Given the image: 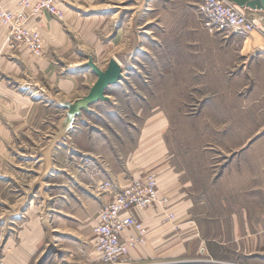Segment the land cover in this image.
Listing matches in <instances>:
<instances>
[{"label":"rangeland","instance_id":"1","mask_svg":"<svg viewBox=\"0 0 264 264\" xmlns=\"http://www.w3.org/2000/svg\"><path fill=\"white\" fill-rule=\"evenodd\" d=\"M200 3L201 0H79L64 18L52 15L62 23L66 37L62 50L52 46L56 65L63 75L78 74L83 87L74 106L70 99L57 97L55 89L41 92L42 99L38 101L44 105L37 108L39 113L29 123L26 135H21L22 145L16 142L8 151L4 148L0 152L1 257L7 256L9 243L17 240L23 222L21 214L30 208L45 216L50 229L48 242L33 264H101L96 260L95 248L93 254L91 250L90 255L81 256L85 249H76L63 239L66 231L56 226L76 231L77 221L70 217L83 200L84 208L87 201L101 208L97 184L104 177L113 181L117 170L126 168L125 161L133 157L131 153L139 144L144 120L156 112L164 119L159 123L160 132L166 130L161 138L183 166L200 167L202 171L206 165L214 168L212 179L217 160L224 164L231 160V155L224 159L216 156V149L223 136H231L235 125L227 121L229 113L238 103L241 107L248 102V91L239 96L238 92L226 90L233 73L219 77L221 83L216 87L223 91L201 84L205 77L187 76L193 57L190 39L221 36L204 27ZM89 59L103 70L111 59H117L123 76L108 86L107 99L86 108L81 99L87 95L81 92L98 79L93 67L85 66ZM57 99L62 104H55ZM56 116L69 117L63 122L64 130L82 129L83 134L89 130L95 135H58ZM72 116L79 118L73 128L69 124ZM247 129V124H240L241 137ZM221 131L224 133L216 134ZM241 143L240 139L238 147H264V129L245 145ZM222 146L229 147L226 143ZM206 149L212 150L208 156L201 154ZM89 163L90 172L84 171ZM71 166H78L79 173H73ZM88 175L97 180L93 186L79 182Z\"/></svg>","mask_w":264,"mask_h":264},{"label":"crops","instance_id":"2","mask_svg":"<svg viewBox=\"0 0 264 264\" xmlns=\"http://www.w3.org/2000/svg\"><path fill=\"white\" fill-rule=\"evenodd\" d=\"M4 1L9 8H17L16 0ZM77 1L65 2L61 6L67 12ZM241 6L264 16V9L247 4ZM68 15L71 17V13ZM261 22L263 29H256L248 36L237 33L228 37L209 35L193 37L189 41L193 57L187 76L205 77L201 84L212 86L213 91H223L224 88L216 87L221 83L219 77L223 79L233 73V77L227 80L229 87L226 90L238 92L239 96L248 91V102L241 107L238 103L229 113L227 121L235 125L231 136H223L219 143L221 146L216 149V156L224 159L231 155V160L226 164L217 160L212 179L210 174L214 168L206 165L202 171L197 168L198 164L192 165L197 169L183 166L175 160V154L161 138L166 130L161 133L159 123L164 119L161 120L162 114L156 112L144 120L139 144L131 153L133 157L125 161L126 168L117 170L118 174L113 179L117 187L132 177L155 173L160 196L168 199L165 204L157 203L136 210L137 217L147 225L149 234L146 244L131 247L129 257L133 264H264V147H238L240 139V145H245L252 135L264 129V17ZM30 26L43 34L46 55L35 56L25 46L15 49L6 46L8 27L0 21V152L4 148L8 151L16 142L22 145L19 142L21 135H26L29 123L39 113L37 108L44 105L43 101H38L42 99L41 92L55 89L57 97L70 99L74 106L83 87L78 74L63 75L56 65L52 46L62 50L66 39L62 23L51 14L43 13L31 19ZM90 89L81 95H88ZM54 102L62 104L60 99ZM93 103L87 104L81 99L83 107L88 108ZM68 118L55 117L58 135H95L89 130L85 134L82 129L64 130L63 122ZM78 121V116H72L71 128ZM241 123L248 127L242 137ZM224 143L229 147L222 146ZM211 151L202 150L201 154L208 156ZM83 169L90 172V163ZM62 170L69 169L63 167ZM71 171L79 173V167L71 166ZM108 171L112 172L111 167ZM197 171L198 175H195ZM96 181L88 175L79 182L93 186ZM100 194L101 206L112 197L111 193ZM83 202H79L78 211L70 217L77 221L76 231H67V228H72L67 225L66 229L56 226L57 230L66 231L63 239L73 243L76 249H85L81 256L84 253L90 255L95 248L94 226L100 211V207L94 203L90 205L89 201L84 208ZM21 216L23 222L18 229L17 240L9 243L6 264H33L37 253L48 242L50 229L43 214L31 212L28 208ZM134 234L136 230L128 228L122 236L128 238ZM59 244L63 250V242Z\"/></svg>","mask_w":264,"mask_h":264},{"label":"built area","instance_id":"3","mask_svg":"<svg viewBox=\"0 0 264 264\" xmlns=\"http://www.w3.org/2000/svg\"><path fill=\"white\" fill-rule=\"evenodd\" d=\"M72 0H16L12 9L0 0V21L8 27L6 46L27 47L35 56L46 52L45 39L41 31L30 26L31 19L49 13L64 18L62 3ZM199 11L203 15L204 27L212 34L228 37L234 33L248 36L256 29H263V15L233 0H201ZM100 193H111V199L103 204L94 226L95 256L101 264H133L130 249L139 243L146 244L149 229L136 215L137 209L167 202L160 196L159 182L155 173L132 177L126 184L117 187L111 180L97 184ZM134 228L136 235L124 238L122 233ZM0 264H6L0 256Z\"/></svg>","mask_w":264,"mask_h":264},{"label":"water","instance_id":"4","mask_svg":"<svg viewBox=\"0 0 264 264\" xmlns=\"http://www.w3.org/2000/svg\"><path fill=\"white\" fill-rule=\"evenodd\" d=\"M241 5H248L253 8L264 9V0H233ZM85 66L93 67L98 74V79L91 87L88 95L83 99L87 104L107 99L106 95L108 86L115 84L123 76V67L117 59H111L106 70L101 69L93 59H89Z\"/></svg>","mask_w":264,"mask_h":264},{"label":"bare ground","instance_id":"5","mask_svg":"<svg viewBox=\"0 0 264 264\" xmlns=\"http://www.w3.org/2000/svg\"><path fill=\"white\" fill-rule=\"evenodd\" d=\"M98 65V64H97ZM106 70V69H105Z\"/></svg>","mask_w":264,"mask_h":264}]
</instances>
